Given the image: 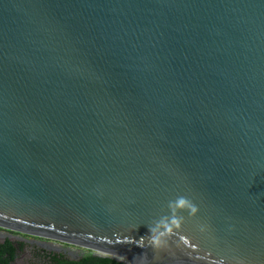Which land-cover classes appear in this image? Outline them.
Here are the masks:
<instances>
[{
	"label": "water",
	"instance_id": "water-1",
	"mask_svg": "<svg viewBox=\"0 0 264 264\" xmlns=\"http://www.w3.org/2000/svg\"><path fill=\"white\" fill-rule=\"evenodd\" d=\"M182 194L199 214L156 252ZM0 228L264 264V0H0Z\"/></svg>",
	"mask_w": 264,
	"mask_h": 264
},
{
	"label": "flooded vegetation",
	"instance_id": "flooded-vegetation-1",
	"mask_svg": "<svg viewBox=\"0 0 264 264\" xmlns=\"http://www.w3.org/2000/svg\"><path fill=\"white\" fill-rule=\"evenodd\" d=\"M91 254L72 245L0 228V259L6 264H69Z\"/></svg>",
	"mask_w": 264,
	"mask_h": 264
},
{
	"label": "clouds",
	"instance_id": "clouds-1",
	"mask_svg": "<svg viewBox=\"0 0 264 264\" xmlns=\"http://www.w3.org/2000/svg\"><path fill=\"white\" fill-rule=\"evenodd\" d=\"M167 214L161 215L154 219L148 226L150 236L147 239V246L152 247L156 252L164 251L177 233L183 230L186 223L183 213L188 217L195 219L200 211L199 206L187 195H178L174 200L167 204ZM200 231H206V228L200 226ZM141 246H144L142 240ZM147 257H142V264H147Z\"/></svg>",
	"mask_w": 264,
	"mask_h": 264
},
{
	"label": "trees",
	"instance_id": "trees-1",
	"mask_svg": "<svg viewBox=\"0 0 264 264\" xmlns=\"http://www.w3.org/2000/svg\"><path fill=\"white\" fill-rule=\"evenodd\" d=\"M0 264H6L0 259ZM69 264H123L115 259L109 257L92 256L91 254L84 255L80 261L72 262Z\"/></svg>",
	"mask_w": 264,
	"mask_h": 264
}]
</instances>
